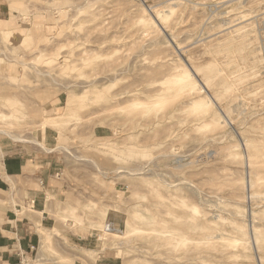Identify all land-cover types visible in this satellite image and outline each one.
<instances>
[{
    "label": "rangeland",
    "instance_id": "rangeland-1",
    "mask_svg": "<svg viewBox=\"0 0 264 264\" xmlns=\"http://www.w3.org/2000/svg\"><path fill=\"white\" fill-rule=\"evenodd\" d=\"M7 139L68 189L18 264H264V0H0Z\"/></svg>",
    "mask_w": 264,
    "mask_h": 264
},
{
    "label": "crops",
    "instance_id": "crops-1",
    "mask_svg": "<svg viewBox=\"0 0 264 264\" xmlns=\"http://www.w3.org/2000/svg\"><path fill=\"white\" fill-rule=\"evenodd\" d=\"M57 159L26 141L0 140V264L31 256L40 230L54 227L68 190L56 178Z\"/></svg>",
    "mask_w": 264,
    "mask_h": 264
},
{
    "label": "bare ground",
    "instance_id": "bare-ground-1",
    "mask_svg": "<svg viewBox=\"0 0 264 264\" xmlns=\"http://www.w3.org/2000/svg\"><path fill=\"white\" fill-rule=\"evenodd\" d=\"M155 13V12H154ZM155 17V16H154ZM158 18V17H157ZM156 19V18H155ZM159 19V18H158ZM172 80V82H174V83H177V84H182L183 85V87L184 86H191L192 88H196L197 86H196V82L193 80V74L191 73V71L189 70V69H184L183 71H181V75L179 76H177V77H174V78H172L171 79ZM200 88V87H199ZM204 88V87H203ZM170 89V88H169ZM168 89V90H169ZM208 103H209V100L208 99H199V100H195V101H193L192 102V107H193V109L194 110H202V109H204V108H206L207 106H208ZM166 104V99L164 98V97H160L159 99H158V101L157 102H155L154 103V107H156L157 105H160V106H163V105H165ZM151 105H153V104H151ZM151 105H147L146 103H143V102H140V101H134L132 104H131V106L132 107H135V108H142L143 110H146V111H150V110H152V108H150V106ZM4 133H6V132H4ZM6 134H8V133H6ZM14 138H16L17 139V137H14ZM19 140H21V139H19ZM259 145V144H258ZM258 145H257V147H258ZM260 146V145H259ZM259 149V148H258ZM49 150V149H48ZM52 150V149H51ZM148 164V163H147ZM249 166V165H248ZM140 167H142V166H140ZM121 170V169H120ZM134 171H135V173L136 174H141V173H143L144 172V168H141V169H134ZM136 171H138V172H136ZM146 171H149V169L148 170H146ZM145 173V172H144ZM148 175H150V174H148ZM248 177V176H247ZM171 187V186H170ZM251 188V187H250ZM249 188V189H250ZM248 189V188H247ZM248 192V191H247ZM251 192V191H250ZM249 198V197H248ZM182 201V203L183 204H185V205H187L185 202H184V200H181ZM187 206H189V207H191L194 211H197V208L194 206V205H187ZM142 218V217H141ZM80 219V218H79ZM77 220V219H76ZM249 228V227H248ZM132 229H134L135 230V228H133L132 227ZM251 229V228H250ZM249 229V230H250ZM252 234H253V239L257 242L258 240H260V239H264V235L260 232V231H258V229H256L255 227H253L252 228ZM251 231V230H250ZM250 233V232H249ZM223 234V233H222ZM220 235V234H219ZM252 236V235H251ZM252 238V237H251ZM178 239V238H177ZM240 239H242V240H244L245 241V239H246V232L244 231V232H242V238H240Z\"/></svg>",
    "mask_w": 264,
    "mask_h": 264
}]
</instances>
